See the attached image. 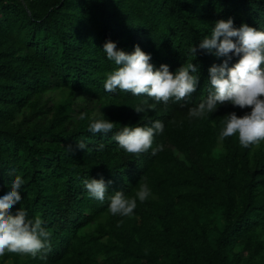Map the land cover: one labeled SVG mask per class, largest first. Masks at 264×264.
Returning <instances> with one entry per match:
<instances>
[{
    "label": "trees",
    "instance_id": "trees-1",
    "mask_svg": "<svg viewBox=\"0 0 264 264\" xmlns=\"http://www.w3.org/2000/svg\"><path fill=\"white\" fill-rule=\"evenodd\" d=\"M228 18L264 28V0H0V192L22 175L21 206L52 233L45 259L7 253L0 264H264V141L218 140L224 116L250 108L225 104L208 119L187 118L207 96L209 67L222 62L188 50ZM107 40L126 52L139 45L156 68L193 61L196 92L135 113L143 97L103 88L115 68L102 52ZM49 93L66 98L58 104ZM99 107L113 131L161 120L153 148L163 150L129 154L113 133H88L78 117ZM101 177L112 181L103 202L82 184ZM143 182L153 195L133 216L109 214V196H133Z\"/></svg>",
    "mask_w": 264,
    "mask_h": 264
},
{
    "label": "clouds",
    "instance_id": "clouds-1",
    "mask_svg": "<svg viewBox=\"0 0 264 264\" xmlns=\"http://www.w3.org/2000/svg\"><path fill=\"white\" fill-rule=\"evenodd\" d=\"M188 51L194 57L200 52L211 54L222 62L209 67L207 96L188 109L187 118L208 119L225 104L239 109L250 108L241 116L235 111L225 115L218 140L222 143L226 138L236 136L241 148L264 141V28L257 29L247 24L235 27L232 18L221 19L215 22L210 34L203 36ZM102 52L115 65L114 70L105 73V92L143 97L131 106L135 113L143 116L155 111L161 103L168 105L169 102L180 103L191 98L200 82L199 65L193 61L182 64L175 72L170 71L168 64L156 68L150 62L151 54L139 45H135L132 52H126L112 40L104 43ZM234 59L235 62L229 66ZM102 107L79 115V120L88 121V133L102 136L113 133L112 139L129 154L139 155L152 149L155 155L163 150L162 145L153 148L155 137L165 129L161 120L141 126L125 125L113 131L117 123L105 117ZM76 147L87 151L89 145L85 139H79ZM103 149V144L97 146V151ZM25 183L22 175H16L10 180V186L0 192V258L7 253H15L45 259L52 249V233L46 221L39 214L30 216L28 210L21 206ZM111 183L103 177L82 181L88 196L100 202L105 200ZM152 195L146 182L139 184L133 196L126 195L123 190L115 191L108 197V212L112 216L131 217L138 202L143 203ZM17 204L20 207L13 214V206Z\"/></svg>",
    "mask_w": 264,
    "mask_h": 264
},
{
    "label": "rangeland",
    "instance_id": "rangeland-1",
    "mask_svg": "<svg viewBox=\"0 0 264 264\" xmlns=\"http://www.w3.org/2000/svg\"><path fill=\"white\" fill-rule=\"evenodd\" d=\"M48 97H51L54 102L56 103H61L63 100H65L66 96L61 94V93H49L47 94ZM103 112V111H102ZM22 116H19V120H21ZM7 264H11V263H7Z\"/></svg>",
    "mask_w": 264,
    "mask_h": 264
}]
</instances>
